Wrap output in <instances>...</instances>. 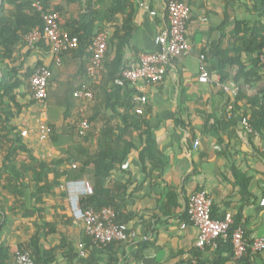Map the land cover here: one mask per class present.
Returning <instances> with one entry per match:
<instances>
[{
  "label": "crops",
  "instance_id": "crops-1",
  "mask_svg": "<svg viewBox=\"0 0 264 264\" xmlns=\"http://www.w3.org/2000/svg\"><path fill=\"white\" fill-rule=\"evenodd\" d=\"M169 1L124 0L126 10L118 13L115 21L106 16L113 0L97 1L100 15L94 32H107L109 47L101 75L92 82L96 97L91 102L75 96L79 86L88 80L86 66L91 43L87 49L64 53L60 63H55L48 41L33 48L25 43L18 47L14 61H6L18 67L23 80L12 91L15 100L0 89V205L9 216L2 234L8 244L29 239L44 221L52 220L60 233L43 232V246L57 247L63 235H67L75 241L77 250L79 242L88 248L85 264H264V249L253 248L255 239H264V128L255 129L248 119L252 102H262L264 96V66L256 70L259 79L235 80L239 61L247 64V70L252 67L243 48L244 33L238 35L235 30L238 21H252L255 2L181 0L191 8L186 28L190 48L168 63L162 81L117 85L115 80L122 69L137 66L142 54L159 49L156 36L169 27ZM52 2L64 6V20L78 19L87 5L86 0L70 5L65 0ZM2 3L0 0V6ZM129 14L133 17L132 34L128 41H120L114 35ZM61 27L68 30L67 26ZM222 60L227 76L224 82H234L239 87V96L234 100L219 83L223 81ZM202 63L207 66L209 82L199 80ZM40 65L54 71L43 103L34 97L31 78L23 75ZM2 68L0 64V82ZM141 95L147 96L142 115L149 121L158 148L156 164L141 160L146 137L139 136L136 130L131 138L127 136L134 143L128 158L105 179L114 190L112 197L119 206L118 214L128 219L122 223H127L137 236L97 247L73 220L62 188L65 176L59 179V187L38 198L36 192L45 184L35 180V174L41 170L36 162L49 164L47 182H51L55 177L53 162L61 163L58 171L62 172L77 165L76 161H68L71 153L82 159L87 154L79 151L97 152L103 130L118 126L120 114L132 102L137 104L136 108L141 106L136 100ZM232 103L235 115L230 117L228 108ZM95 111L98 116L90 123L92 130L86 141L77 134L72 137V126L79 124L81 117L93 116ZM243 118L248 119L251 130ZM42 122L54 126L58 143L51 136L41 139ZM90 169L85 179L92 186L93 166ZM16 173L22 174V181L13 177ZM199 190H206L213 198L215 217L231 215L234 228L244 229L253 260L242 263L230 242L224 241L220 248V241L217 246H197L198 230L187 216V207L191 195ZM54 264L69 262L60 254Z\"/></svg>",
  "mask_w": 264,
  "mask_h": 264
},
{
  "label": "trees",
  "instance_id": "trees-1",
  "mask_svg": "<svg viewBox=\"0 0 264 264\" xmlns=\"http://www.w3.org/2000/svg\"><path fill=\"white\" fill-rule=\"evenodd\" d=\"M79 0H65L68 5L76 3ZM87 5L83 13L80 14L78 19L64 20L62 17L64 15V6L62 4H53L52 0H40L42 5V10H38L34 6V0H3V3L0 6V64L3 65V75L0 82V89L5 91V95H9L13 100H15V95L12 93L13 89L19 86L22 83V78L20 76V70L18 67L10 66L6 63L7 60L14 61V54L18 50V47L21 44H28V41L25 39L27 34L34 30H40L44 32L45 21L43 14L46 12H59L60 14V24L64 27L67 26L68 31L72 35H76L79 38V48L87 49V46L92 42L96 36L95 26L99 18V12L97 10V1L98 0H86ZM249 2H255L252 4L253 10H255V15L251 22L247 21H238L236 26V34L243 36V48L244 52L249 55L252 63V67L247 70V64L245 62H238L240 70L239 74L235 80L239 81L241 78H246L250 81L251 79H259L260 75L257 74L256 70L263 67L260 62V55L264 53V0H248ZM126 10L124 0H113L112 7L107 12V18L109 21H115L116 15L120 12ZM132 14H129L124 20L123 26L117 28L115 32V37L119 38L120 41H128V38L132 34ZM124 32L122 35L121 32ZM41 42H47L46 39H42ZM38 43V44H39ZM77 49V48H76ZM70 50L64 51L60 55L55 56V63H58V57L63 59L64 53ZM60 63V62H59ZM41 67V65H40ZM39 68V67H38ZM222 80L225 81L227 78L226 74L223 72L225 68V61L220 62ZM37 69V68H36ZM51 70V79L53 77V69ZM123 70V69H122ZM120 71V74L122 73ZM36 70H28L23 73L24 77L28 79L32 77ZM96 97V96H95ZM136 103L126 106L125 110L120 114L121 122L118 126H113L111 128L107 127L103 130V139L100 141V147L97 152L90 153L87 151H79L80 153H86L87 157L79 159L73 153L70 154L69 159L77 162V167H71L65 171H58V167L61 163L53 162L52 171L54 172V179L51 182H47V177L49 173L48 166L49 164L44 161L38 160L36 166L41 170L35 174L36 182H41L45 186H41L40 189L36 192L38 198H41L42 195H45L50 190H53L56 186L60 185V178L65 176L67 179H80L86 178L88 173L91 172L90 167L93 166L94 173V183L92 186L89 185V192L87 195L81 198V204L84 208L93 207L97 211H101L104 208L111 207L115 210V221L116 222H127L128 219L121 218L118 214L119 206L116 204L113 195V189L106 184V178L110 175L113 169H116L119 166H122L123 163L129 156L131 149L134 147V143L131 140L127 139V136L131 138L134 131L137 130L138 135L146 137V146L140 154L142 161L149 159L151 161L156 160V155L158 153V148L152 137V133L149 126V121L143 117L142 114L137 112ZM252 111L248 119L251 125L260 130L264 128V96L262 102L253 101L252 102ZM69 112L65 114V117L68 118ZM98 116V112L95 111V114L89 117L90 123ZM83 117H81L77 123H80ZM50 125V124H49ZM91 125V124H90ZM51 137L53 138L54 143L56 141V131L54 126H52ZM72 137L74 134L81 136L86 139L89 137L91 130L89 129L88 133L84 136L80 134L79 124H74L72 126ZM73 158V159H72ZM156 164V162H155ZM55 166L57 168L55 169ZM1 171V170H0ZM44 171V172H43ZM2 175H0L1 179ZM16 180L22 181V174L16 173L13 175ZM87 179V178H86ZM8 181H12L11 177H8ZM89 183V182H88ZM126 186H124L125 188ZM122 188V187H120ZM13 209V208H12ZM40 211V210H39ZM189 218V215L187 213ZM64 217V216H63ZM9 216L6 211V208L0 205V264H11L15 255L19 252H29L33 257L36 264H54L57 260V257L62 254L66 259H68L69 264H73L75 259L79 255V249L75 245V241L70 239L67 235H63L61 242L57 247H52L51 249H46L42 244V233L45 234H55L60 233L58 224L52 220L44 221L42 226L36 229L35 233L29 237V239L16 244H8L7 241L2 237L4 228L8 222ZM71 219V218H68ZM70 221V220H69ZM236 227L232 225V228ZM87 237L90 238L91 244L97 247H106L113 244H119L122 241H114L108 244H96L92 240L91 236L87 234ZM226 242V241H225ZM229 242V241H228ZM81 242L78 244V248ZM219 248L224 243L223 240L219 242ZM248 243V244H247ZM246 250L242 256L241 262H248L253 260L251 243L247 242ZM230 245V243H229ZM232 246V244H231ZM87 256H88V248ZM86 256V257H87ZM85 257V258H86ZM82 259V263L85 264L86 261Z\"/></svg>",
  "mask_w": 264,
  "mask_h": 264
},
{
  "label": "built area",
  "instance_id": "built-area-1",
  "mask_svg": "<svg viewBox=\"0 0 264 264\" xmlns=\"http://www.w3.org/2000/svg\"><path fill=\"white\" fill-rule=\"evenodd\" d=\"M34 6L42 10L40 0H34ZM169 27L167 30L156 36V43L159 49L154 52H147L141 55L139 64L135 67H127L122 70L121 76L115 80L119 86L127 82L137 83L144 80L147 83L155 84L162 81L167 72L168 63L185 53L189 48L186 37L187 21L190 15V6L181 0H171L167 5ZM45 21L44 32L40 30L31 31L26 36L29 47H35L42 39H46L53 53L60 55L64 51L76 49L79 46V38L72 35L68 30L61 27L59 12H46L43 14ZM109 47V35L102 31L96 34L89 45L91 56L86 66L88 80L83 82L75 92V96L87 102L95 98V90L92 82L97 81L102 72L103 60ZM58 62L61 58L58 57ZM260 62L264 66V53L260 55ZM51 70L48 66H41L36 69L31 77V85L34 97L43 103L48 97L50 86ZM199 80L209 82L210 75L205 63L201 65ZM223 90L227 92L233 100L239 96V87L234 82L220 81ZM141 106L137 107V112L144 113L143 105L147 102V96L141 95L136 98ZM229 116L235 115L234 104L228 108ZM245 126L251 130L247 118L242 119ZM80 133L85 134L90 127L89 118L84 117L79 123ZM41 139H47L53 129L51 125L42 122L39 127ZM73 167H77L76 164ZM66 192L67 200L71 210V215L75 223L81 225L85 233L89 234L96 244H108L114 241H127L137 236L127 223L115 221V210L111 207L95 210L93 207L84 208L81 198L88 194L90 188L85 178L67 179L62 184ZM190 221L198 230L196 244L204 248L208 244L218 245L220 240L230 242L236 258H242L246 250L245 231L241 227L232 228L233 218L227 215L220 219L213 215V198L206 190H199L190 197L187 207ZM255 250L264 249V239L257 238L253 243ZM87 256L86 245L81 242L79 245V255L73 264H83L82 259ZM11 264H36L29 252H19L15 255Z\"/></svg>",
  "mask_w": 264,
  "mask_h": 264
}]
</instances>
